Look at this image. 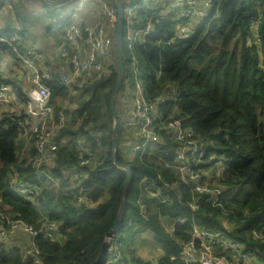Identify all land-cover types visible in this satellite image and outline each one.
Returning <instances> with one entry per match:
<instances>
[{
	"label": "trees",
	"instance_id": "16d2710c",
	"mask_svg": "<svg viewBox=\"0 0 264 264\" xmlns=\"http://www.w3.org/2000/svg\"><path fill=\"white\" fill-rule=\"evenodd\" d=\"M4 2L0 0V12ZM37 2L50 6L46 0ZM212 5L209 16L199 19L184 39L176 38L173 9H139L134 21L151 22L153 31L133 48L146 73V96L169 95L164 115L172 112L202 144V155L197 153L188 163L203 179L210 172V192L194 190L172 164L168 166L173 156L166 151L179 143L163 132L157 148L148 149L153 152L129 156L118 146L114 156L120 166L112 163L109 100L117 78L114 57L113 65L96 78L71 88L61 84L58 73L44 81L53 109L50 120L57 124L64 116L68 122L65 128L57 125L53 137L57 150L37 167L33 164L39 157L37 138L31 128L38 119L23 113L26 92L6 74L0 83L13 87L14 99L0 106V231L8 230L11 221H21L37 234L31 240L22 234L16 245L0 239V264H33L35 254L27 255L22 248L29 246L28 241L42 264H92L121 204L126 177L122 165L132 175L123 196V216L110 241L118 259L110 264H151L129 250L144 234L159 250L156 264H186L180 252L195 228L219 234L210 248L218 244L223 248L224 240L233 242V255L225 257L234 264L239 258L264 264V0H212ZM67 7L53 6L50 18L56 20ZM18 8L17 3L11 5L12 19L24 28ZM61 32L58 27L59 37ZM4 55L16 60L10 47L0 42L2 70ZM123 55L127 78L128 51L124 49ZM124 91L122 83L118 94ZM74 93L77 108L65 109L61 101ZM121 130L118 122V145ZM144 179L151 187L140 185ZM13 180L26 181L31 193L13 191ZM214 188L219 193L214 194ZM163 220L171 223V232H166ZM50 223L56 229L47 239L43 234ZM238 252L245 258L236 257ZM108 256L106 249L105 261Z\"/></svg>",
	"mask_w": 264,
	"mask_h": 264
},
{
	"label": "built area",
	"instance_id": "2783aa9c",
	"mask_svg": "<svg viewBox=\"0 0 264 264\" xmlns=\"http://www.w3.org/2000/svg\"><path fill=\"white\" fill-rule=\"evenodd\" d=\"M92 1L97 3V9L93 15V18L95 16L96 18L93 22L78 20L77 17ZM127 1L128 4L124 7L122 51L124 49L128 51L130 60L127 67L129 73L127 78H125L126 73L124 74L122 83L125 84V91L118 94V99L120 102L119 110H121L122 117H124L121 122L126 126V130L132 137H130L132 141L129 150L133 154L141 156L149 151V148H157L156 143L160 141L158 130H160L161 122L164 121L165 117L164 103L169 100V95H162L154 99L146 96L144 87L146 73L140 69L133 48L135 45L146 41L147 35L153 31V24L151 22H146L143 25L137 24L134 21L136 13L141 8L173 9L175 12V25L178 29L176 38L184 39L190 37L199 19L209 16L211 9L213 10V5L212 0H164V3L157 7H154L153 0ZM65 3L68 4V8L64 13L61 12L59 21H57L58 27H62L57 54L60 63L64 64L66 68L59 74L58 80L66 87H70L77 81L93 80L103 68L111 65L110 58L114 52L113 29L116 20V8L109 0H70ZM216 12L215 9L214 13ZM186 26H189L190 30L184 29ZM22 29L20 23L7 26L0 19V42L10 47L17 62L21 63L28 71L29 85L26 90L25 113L30 115L31 118L37 117L35 119L39 117L48 118L52 114V106L48 104L50 93L44 81L51 79L54 73L39 64L43 58L40 52L24 45ZM3 72L0 66V80L5 79ZM156 75L159 77L160 71ZM13 96V87L9 84L0 83V106L9 104ZM31 132L37 138L35 146L39 157L33 163L37 167L42 162H46L54 151V146H51V142H49L52 129L47 128L46 122L38 119V124L32 126ZM165 136L179 143V159L182 161V169L185 173H189V171L193 173L188 160L195 158L197 153H199V157L202 155V150H198L196 147L194 131L185 127L181 120L174 119L168 123ZM151 152L153 151H149V153ZM12 184V190L15 192L31 193V190L27 188V182L24 180H13ZM150 194L154 197L158 195L157 193ZM14 227L23 228L30 240L31 237L37 234L30 225H26L21 221H11L8 230L0 231V239L2 234L14 229ZM55 229L56 225L50 223L48 230L43 234L44 237L47 239L52 238V231ZM115 232L110 236V241L115 238ZM218 235L208 233L201 228H195L192 239L185 243L181 249L180 256L183 261L186 264H234L224 255H213L206 250L208 248L210 251L209 244ZM227 242L224 241L223 247L229 245ZM30 244L27 248L23 246L25 253L27 255L35 254L33 264H42L36 256L37 253L33 250L31 242ZM111 245L112 243H110Z\"/></svg>",
	"mask_w": 264,
	"mask_h": 264
},
{
	"label": "rangeland",
	"instance_id": "374dc122",
	"mask_svg": "<svg viewBox=\"0 0 264 264\" xmlns=\"http://www.w3.org/2000/svg\"><path fill=\"white\" fill-rule=\"evenodd\" d=\"M109 1H111V0H109ZM163 3H164V0H153L154 7L160 6ZM77 19H80V17H77ZM77 22H79V21H77ZM197 25H198V22H197ZM184 29L190 30V27L186 26ZM113 57L115 58L114 52H113V55L110 58V63H111L110 66L113 65V61H114ZM56 59L59 60L58 57H56ZM64 68H66V67L63 64V68L58 73V75L61 72L64 71ZM80 82L81 81H77V82H75L73 84L78 85L77 83H80ZM71 86H70V88H71ZM26 90H27V87H25V92H27ZM76 95H77V93L76 94L74 93L67 100H62L61 101V104L63 105V107L65 109L69 108V110H75L77 108ZM122 103L123 102L121 101V104ZM24 112L25 111H23V113ZM52 112H53V109H52ZM117 117L119 118L118 119L119 129L120 130L122 129L121 130L122 137L120 138V140L122 139V141L120 142V145H118L119 137L117 135V146H119V150H121V151L127 150L129 152V156H133L134 154L129 150V146L131 144V141H132L131 138L132 137L129 135V132L126 130V126L125 125L122 124V127H121V121H122V119L124 117H122L121 113L120 114L117 113ZM33 118L35 119L37 117H33ZM38 119H41L43 122H46L47 128L52 129V133L49 135V142H51V146L52 145L54 146V151L57 150V145H56V143L53 140V137H55L56 132L59 130V129H56V127H57V125L59 127H63V128L67 127L68 119L65 118L64 116H60V119H59L57 124L52 122L49 117L48 118L39 117ZM174 119H177V118L174 117V114L172 112L169 115L164 117V121L161 122V125H160L161 128H160V130H158L159 135H160V132H163L165 134V132L167 131L168 123L170 121L174 120ZM35 120H37V119H35ZM178 120H180V119H178ZM35 123L36 122H34L33 124H35ZM117 133H118V130H117ZM171 141L175 142L173 140H171ZM195 143H196V147L198 148V150H202V144L199 143L196 139H195ZM122 144H125L126 147L121 146ZM179 147L180 146L177 144L176 147H170L169 149H167V151H166L167 153L166 154L167 155L171 154L173 156L172 157V161H171L170 164H168V166H170L172 164L171 165L172 169L175 170L176 173H178L179 178L182 179L184 182H188V183L190 182L195 187L194 190H196L198 192H206V193L210 192V188H208V185H207V181H208V179L210 177L209 176L210 172L209 171L207 172V175H206L205 179H203L200 174H197V171H195V170H193V173L191 171H189V173H185L184 170L182 169V167H183L182 166V161L179 159V155H180ZM127 151H126V153H127ZM24 154L27 156L26 152H24ZM217 165H219V163H217ZM141 184L145 185L146 188L151 187V185H148V181L147 180L142 181L140 183V185ZM214 189H216V188H214ZM219 191H220L219 189L214 190V194L219 193ZM213 201L215 202L216 198H213ZM146 211H147L146 207L145 206H141V212H142L143 215H146ZM179 221L181 222L182 220H179ZM177 222H178V220H177ZM163 226H164L166 232H171V230L173 229L171 223L169 221H167V220H163ZM22 234L25 235V236L28 235L27 232L23 228L14 227V229H11L10 231H6L5 234L1 235V241L2 242H8L10 240V238H12V237L15 238L16 240L20 241V239L22 237ZM227 243L229 245H226L223 248H221V245L218 244L217 247L216 246H212L210 248V251H209L208 248H206V250L210 254H213V255L223 254L224 256H227L229 258V255L233 253V250H232L231 247H235V245L233 244V242H230V241H228ZM28 245L29 246L31 245L29 241H28ZM184 245H185V243L182 245V247ZM25 246H26V244H25ZM115 246H116L115 244H112L110 247L109 246L107 247V251L109 253V256L106 258V261H105L106 264H110V262H114L115 260L118 259V256L115 254V250H114ZM155 247H156V245L151 241V238L148 235L144 234V236L142 238L141 237L137 238V242L135 244H132L130 246L129 250H132V251L134 250L133 254H134L135 257H140L141 259L149 261V263H151V264H156L157 263V258H158V256L160 254H158L159 250L155 249ZM218 247H220V248H218ZM226 248H230V249L224 250ZM29 250H31V249H29ZM236 257L245 258V256L242 255L240 252H238L236 254ZM230 259H232V258H230ZM239 262H240L239 264H245V263L248 264V261L246 259H242V258H239Z\"/></svg>",
	"mask_w": 264,
	"mask_h": 264
},
{
	"label": "crops",
	"instance_id": "0c3cea01",
	"mask_svg": "<svg viewBox=\"0 0 264 264\" xmlns=\"http://www.w3.org/2000/svg\"><path fill=\"white\" fill-rule=\"evenodd\" d=\"M20 1L5 0L2 11L0 12V19L7 26L13 25L16 21H13L12 18L14 16L10 9L12 4L17 3L19 8L16 14L21 15L22 20L24 21V30L22 35L24 45L40 52L43 55V58L39 64H42L44 68L49 70L51 73H59L63 68V65L60 63L61 61L56 59V57H58L57 47L60 39L58 33L59 24H57V21L60 15L56 18V20H53L51 19V12L53 9L52 5L49 7H44V5H42L40 2H37V0ZM96 9L97 3L95 1L90 2L89 5L82 11L81 15L79 16L80 19L78 20H81L82 22H93V20L96 18V16L93 18ZM58 11L60 10L58 9ZM2 59L3 60L1 63L3 64V73L5 75L8 74L10 78L9 80L19 84L25 91V87L29 85L28 71L21 63L17 62V60H13L7 55H4ZM9 241L12 245L19 244L20 242L13 237L10 238Z\"/></svg>",
	"mask_w": 264,
	"mask_h": 264
},
{
	"label": "water",
	"instance_id": "95a60500",
	"mask_svg": "<svg viewBox=\"0 0 264 264\" xmlns=\"http://www.w3.org/2000/svg\"><path fill=\"white\" fill-rule=\"evenodd\" d=\"M50 5H59L61 3L68 2L70 0H56V1H48L46 0ZM112 3L114 4L116 8V20L114 23V29H113V46H114V56L117 64V78L114 83V86L111 90L110 100H109V108L112 115V132H111V140H112V149H111V161L115 166H120L118 161L115 158V152L118 148L117 146V130H118V117L116 112V98L117 94L119 92V89L122 85L124 74H125V68H124V59H123V51H122V30H123V23H124V7L128 4L127 0H112ZM126 173L125 181L123 184V188L121 191V204L119 207V210L116 214V217L114 221L112 222L111 228L109 232L107 233L106 238L100 245V248L98 250V253L96 254L92 264H104L105 261V253L106 249L109 246L110 243V236L113 235V233L117 230V228L120 225L122 216H123V201H124V193L126 190V187L131 179V169L128 166H121Z\"/></svg>",
	"mask_w": 264,
	"mask_h": 264
}]
</instances>
